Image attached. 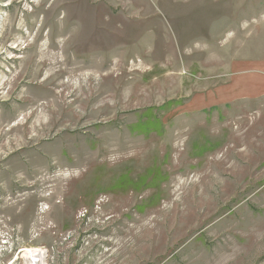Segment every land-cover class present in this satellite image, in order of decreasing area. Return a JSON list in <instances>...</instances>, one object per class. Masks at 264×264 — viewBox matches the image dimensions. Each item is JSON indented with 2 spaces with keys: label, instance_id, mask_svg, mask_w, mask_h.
Here are the masks:
<instances>
[{
  "label": "rangeland",
  "instance_id": "rangeland-1",
  "mask_svg": "<svg viewBox=\"0 0 264 264\" xmlns=\"http://www.w3.org/2000/svg\"><path fill=\"white\" fill-rule=\"evenodd\" d=\"M0 264H264V0H0Z\"/></svg>",
  "mask_w": 264,
  "mask_h": 264
},
{
  "label": "bare ground",
  "instance_id": "bare-ground-1",
  "mask_svg": "<svg viewBox=\"0 0 264 264\" xmlns=\"http://www.w3.org/2000/svg\"><path fill=\"white\" fill-rule=\"evenodd\" d=\"M43 1H47V0H43ZM77 13H78V12H77ZM82 13H83V12H82ZM82 13H81V14H82ZM77 17H80L79 14H78V16H76V18H77ZM81 18H82V17H81ZM64 65L67 66V58H64Z\"/></svg>",
  "mask_w": 264,
  "mask_h": 264
}]
</instances>
